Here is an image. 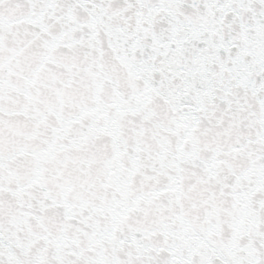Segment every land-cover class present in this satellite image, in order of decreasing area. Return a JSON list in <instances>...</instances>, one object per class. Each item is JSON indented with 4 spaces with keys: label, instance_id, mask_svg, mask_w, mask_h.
<instances>
[{
    "label": "snow or ice",
    "instance_id": "6c2138e0",
    "mask_svg": "<svg viewBox=\"0 0 264 264\" xmlns=\"http://www.w3.org/2000/svg\"><path fill=\"white\" fill-rule=\"evenodd\" d=\"M0 264H264V0H0Z\"/></svg>",
    "mask_w": 264,
    "mask_h": 264
}]
</instances>
